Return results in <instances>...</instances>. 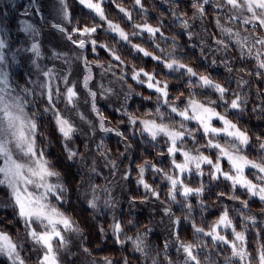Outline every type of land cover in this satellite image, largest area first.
<instances>
[{
	"label": "clouds",
	"instance_id": "9594fccd",
	"mask_svg": "<svg viewBox=\"0 0 264 264\" xmlns=\"http://www.w3.org/2000/svg\"><path fill=\"white\" fill-rule=\"evenodd\" d=\"M0 264H264V0H0Z\"/></svg>",
	"mask_w": 264,
	"mask_h": 264
}]
</instances>
